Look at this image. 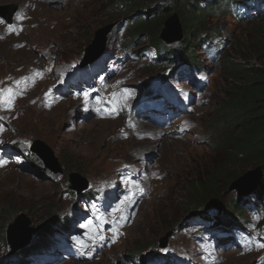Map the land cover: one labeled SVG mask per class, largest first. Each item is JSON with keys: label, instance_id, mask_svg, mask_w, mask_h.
Masks as SVG:
<instances>
[{"label": "rangeland", "instance_id": "374dc122", "mask_svg": "<svg viewBox=\"0 0 264 264\" xmlns=\"http://www.w3.org/2000/svg\"><path fill=\"white\" fill-rule=\"evenodd\" d=\"M141 1L153 11L168 5L161 25H153V11L129 14L123 0H0L15 8V32L0 24V88L16 93L10 105L6 93L0 97V264H264V167L227 157L232 130L222 110L240 81L228 64L264 68V7L245 18L224 2L198 28L183 21L188 1L202 0ZM174 14L182 37L162 40L175 53L157 58L153 32ZM140 15L147 32L136 38L130 25ZM108 24L104 48L83 63L96 31ZM187 29L190 42L196 39L194 51L186 47L196 67L184 63ZM165 71L161 84L188 102L187 112L157 126L133 102ZM117 87L130 96L128 112L104 119L119 108ZM100 136L95 156L90 147L68 146ZM40 140L60 171L31 151ZM223 164L215 189L194 200L192 180L206 182ZM249 171L257 173L254 190L229 188ZM215 198L221 205H211ZM20 213L30 220V236L13 252L6 232Z\"/></svg>", "mask_w": 264, "mask_h": 264}, {"label": "trees", "instance_id": "16d2710c", "mask_svg": "<svg viewBox=\"0 0 264 264\" xmlns=\"http://www.w3.org/2000/svg\"><path fill=\"white\" fill-rule=\"evenodd\" d=\"M129 0H123L124 6L128 9V13L132 14L134 12L145 11L143 15H149L153 10L148 5H144L141 0H134L128 3ZM226 4V7H231L236 13L243 12L244 8L250 4L255 8V11H260L264 7V0H202L200 2H190L188 1L189 15L183 21L185 23L184 27L192 25L199 26L203 25V17L209 11L218 8L222 3ZM168 5H165L156 11L154 17L152 18L153 25H161L162 19L164 18L166 12L168 11ZM247 14V13H246ZM145 19L140 16H136L131 20V30L130 33L134 37H139L144 32H147V26L144 24ZM164 22V21H163ZM149 27V26H148ZM156 29V28H155ZM187 34L185 35L186 40L183 46V55L185 64L189 66H195L196 63L190 57L188 51H194L196 47V39L190 42L192 38V31L187 29ZM136 37V38H137ZM206 40V39H205ZM150 45L153 49L158 50V57H161L163 53L170 59L174 55L175 50H171L168 45H166L158 34L157 29L153 32V37L150 40ZM188 44V45H187ZM188 51L186 52V47ZM264 49V44L261 45ZM170 49L169 51H166ZM165 51V52H164ZM191 58V59H190ZM234 71L236 77L240 80L238 83L229 91L228 99L226 104L222 106L223 115H225L226 123L229 124L230 130L228 132V141L225 148L227 157L233 161L239 155H243L244 158L250 159L256 165H261L264 167V68L258 66L245 67L242 63H237L234 60L228 64ZM244 80V84L241 82ZM146 84V83H145ZM148 84V83H147ZM224 164L217 168V173L212 174L208 177L206 182H202L200 178L192 180L191 189L193 193L194 200L204 201V192L213 191L216 181L221 178V175L225 176L226 173L223 171ZM237 173H234V177ZM194 181V182H193ZM264 186L258 189L262 192ZM247 202V201H245ZM205 207H210V203H207ZM237 207V206H236ZM242 210V208L240 209ZM137 253V255H139ZM25 256V253H22Z\"/></svg>", "mask_w": 264, "mask_h": 264}, {"label": "water", "instance_id": "95a60500", "mask_svg": "<svg viewBox=\"0 0 264 264\" xmlns=\"http://www.w3.org/2000/svg\"><path fill=\"white\" fill-rule=\"evenodd\" d=\"M10 7H12V9L8 12L6 9ZM14 11H15L14 6L8 5V6L0 7V14L2 15H9L10 13L12 14ZM163 23L165 27L162 29L160 33V37L164 42L171 43V42L181 39L182 37L181 25H180V20L177 14L172 15L169 19H165ZM111 28H112V24H108L104 27L99 28L96 31L93 41L86 48V55H85L83 63L90 60L91 55L98 56L100 54V52L105 46L107 34L110 32ZM165 75H166L165 72H163L155 76L154 79L152 80V84L154 86L159 85L161 81L165 79ZM31 149L43 160L44 164L48 168H51L52 170L56 172L60 171V166L57 162L54 152L50 149V147L45 142L41 140L37 141L33 143V145L31 146ZM72 176L74 177L72 179L74 182V187L78 189L79 191L83 190L84 187L78 185L77 183L78 182L77 179L78 178L80 179L81 176L75 173H73ZM256 185H257V173L255 171H249L239 176L237 179H235L230 184L229 188L231 190L236 189L240 191V193H244V192L254 190L256 188ZM221 203L222 201L218 198H215L211 201V205L213 204L221 205ZM29 222L30 220L26 217V215L24 213H20L18 216L15 217V221L9 225L7 232H6V238L13 252L24 247L28 243V238L30 236L29 235L30 227L28 228ZM25 227L26 229L23 231ZM165 245L166 243L162 244V246H165Z\"/></svg>", "mask_w": 264, "mask_h": 264}, {"label": "bare ground", "instance_id": "6f19581e", "mask_svg": "<svg viewBox=\"0 0 264 264\" xmlns=\"http://www.w3.org/2000/svg\"><path fill=\"white\" fill-rule=\"evenodd\" d=\"M6 25H9L8 24V22H6ZM6 25H4V27H6ZM122 88V87H121ZM118 88L117 87V90L115 91V92H113V94H114V100L115 101H117L118 103H119V108L118 109H116L114 112H113V114L112 115H107L104 119H113V118H115V117H117V116H119L122 112H128L127 110H126V108H125V105H126V100L128 101V100H130V96H128L127 94H126V91L127 90H125L124 88ZM50 100H55L54 98H50ZM141 99H138L137 101H135V102H133V105L134 106H136V104L140 101ZM167 103H169L168 101H167ZM140 112L142 115H144V113L142 112V111H140V109H137L136 108V112ZM135 112V113H136ZM158 126V125H157ZM146 127V128H145ZM143 128H145V129H143ZM139 131H143V132H146L147 131V133H151V134H155L156 133V128L155 127H153V126H147V125H140L139 126ZM143 129V130H142ZM158 130V129H157ZM101 136H100V138H99V140H97V141H95V140H93V141H86V142H83L82 140H80V139H77V140H74L73 141V143H75V144H68V146L69 147H72V146H76L77 148H84V147H90V150H93L94 151V154H93V156H95V154H96V149H97V144H99L100 142H101ZM150 142V141H149ZM148 142V143H149ZM142 143V142H141ZM82 144H84V145H82ZM87 144H90V145H87ZM149 146V145H148ZM1 164V163H0ZM2 164H4V163H2ZM81 254V252L79 251L78 252V255H80Z\"/></svg>", "mask_w": 264, "mask_h": 264}, {"label": "snow or ice", "instance_id": "6c2138e0", "mask_svg": "<svg viewBox=\"0 0 264 264\" xmlns=\"http://www.w3.org/2000/svg\"><path fill=\"white\" fill-rule=\"evenodd\" d=\"M9 31H15L14 28H12L11 26H9ZM20 46V45H18ZM51 70V69H49ZM35 76H40L42 78V73L37 70L35 73H34V77ZM25 79H28V78H25ZM17 84H19V81H16ZM5 93L7 94V96L5 97ZM15 91L12 89V88H0V97H5V102L8 103L9 105L11 104V101L15 95ZM87 95V93H85V96ZM0 163H6V162H0ZM139 191L140 192H143V188H139ZM117 211H120L119 209H117ZM101 239H103L101 237ZM258 247H264V243H260L258 244Z\"/></svg>", "mask_w": 264, "mask_h": 264}]
</instances>
